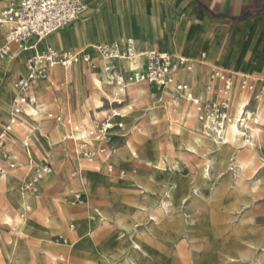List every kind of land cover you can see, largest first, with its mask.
<instances>
[{
	"label": "rangeland",
	"instance_id": "1",
	"mask_svg": "<svg viewBox=\"0 0 264 264\" xmlns=\"http://www.w3.org/2000/svg\"><path fill=\"white\" fill-rule=\"evenodd\" d=\"M3 2L0 11L8 8ZM8 35L0 26L1 55L10 41ZM128 37L146 48L141 34ZM84 42L76 51L47 48L92 52L94 46ZM9 46V53L0 58V80L18 63L12 59L14 52L25 54L21 57L27 68L33 56L19 51L15 43ZM43 46L36 47L37 53ZM89 55L90 66L84 62L67 69L57 66L33 84L34 104L20 116L12 133L16 140L8 137L6 129L3 132L11 140L6 149L19 167L0 181V264H264L263 157L240 142L229 151L227 164L212 167L207 177L205 167L217 152L210 139L203 138L200 147L190 141L195 131L192 112L197 113L200 131L212 133L204 128V105L215 100L208 94L223 83L209 77L202 84L205 96L197 97L192 87L196 84L179 78L197 70L190 63L167 88L134 84L119 94L122 105L113 104L114 87L122 86H98L94 75L101 59ZM7 59L12 61L6 63ZM29 74L28 70L25 79L15 77L7 86L10 101L1 99L7 91L0 90L2 115L11 114L20 94L16 85ZM125 77L128 85L133 83ZM242 80L240 76L232 83L228 95L221 94L229 99L230 119L240 104L248 103V110L256 112L263 99L256 87L242 90ZM178 85L188 89L178 91ZM31 109L37 117L30 116ZM113 111L119 116L113 117ZM109 119L113 127L106 131ZM76 127L86 130L90 139H73ZM96 137L101 139L95 141ZM25 144L31 149L25 150ZM83 145L94 157L83 155ZM27 156L37 162L30 163ZM0 157V163L7 165L1 151ZM235 162L246 163L243 171ZM89 164H98L99 169ZM43 165L51 171L39 178ZM64 212L68 216L61 222ZM133 240L141 247L137 253L131 248ZM121 250L125 253L119 256Z\"/></svg>",
	"mask_w": 264,
	"mask_h": 264
},
{
	"label": "crops",
	"instance_id": "2",
	"mask_svg": "<svg viewBox=\"0 0 264 264\" xmlns=\"http://www.w3.org/2000/svg\"><path fill=\"white\" fill-rule=\"evenodd\" d=\"M20 2L21 0H4L3 4L10 7L19 5ZM84 2L87 4V9L80 23L51 35L41 43H37V40L33 38L28 42L27 50L20 48L19 51L32 52L34 56L37 52L36 47L44 43L45 46L41 52L48 45L53 46L54 44L59 45L58 47L61 46L59 49H80L85 39L91 40L94 47L110 45L115 42L124 46L127 40L132 39L140 54L155 50L175 57L186 58L189 63H192L197 70L192 67V70L194 69L192 73L188 69V73H191L189 77L179 78L190 84L192 82L196 84L192 87H194L197 97L200 96L202 84L206 83L209 77L210 80H213L215 72H224L232 76L233 82H237L240 76L250 78L254 82L257 92L263 96L262 112L264 113V0H84ZM6 9L0 11V17ZM118 28L124 35L122 41H119L116 36L119 33ZM128 34H141L143 37L141 43L146 48L144 49L136 39L128 37ZM105 39L107 42L103 43ZM76 44L78 48H75ZM94 47V52L90 50L85 52L96 56ZM14 53L16 55L11 52L14 60L18 59V63H13L5 79L0 80V82L5 81L4 84H0V90L3 87L6 89L7 95L1 97L6 102L10 101L9 97L11 96L7 86L13 82L15 77L20 76L25 79L28 76V68L21 57L25 54ZM142 63L144 68L141 71H143L148 64L147 59L143 56L128 62H116V65L123 70V74L126 76L137 70L133 68V65ZM100 67L101 65L98 69ZM0 75H2L1 68ZM176 76L178 75L176 74ZM109 85H112L110 81ZM219 87L221 86L216 85L214 90L208 94L209 99L216 97ZM119 89L122 94L126 93V89ZM234 93L238 95V90L235 89ZM123 102L124 100H121L113 104L122 105ZM0 105H3L1 101ZM27 112L28 110L21 115H25ZM12 114L13 110L11 114L2 115L0 109V136L9 124ZM262 122L264 123V119ZM19 123L20 119L13 127V131L9 133H13ZM76 130L78 133H74L73 139L78 141V136L86 130H79V127ZM9 143L11 140L7 137V145ZM25 146V150L31 149L29 144ZM27 157L30 163L37 162L35 158L32 162L31 158ZM0 165L7 167L1 163ZM6 177L0 181L5 180ZM14 191L15 189L12 188L11 192ZM119 253L121 256L125 250H121Z\"/></svg>",
	"mask_w": 264,
	"mask_h": 264
},
{
	"label": "built area",
	"instance_id": "3",
	"mask_svg": "<svg viewBox=\"0 0 264 264\" xmlns=\"http://www.w3.org/2000/svg\"><path fill=\"white\" fill-rule=\"evenodd\" d=\"M87 9V4L84 0H23L19 5L7 8L0 19V26L5 23L9 24L11 30L9 32L10 41L4 46V53L10 51V44L15 43L23 50H27L28 42L37 38L44 40L52 34L63 30L77 22ZM99 58L106 60V70L109 73V79L113 84L127 88V79L124 76L123 70L117 67L116 62L121 60H130L135 58L136 50L132 42L125 46H120L118 42L108 46L99 45L96 48ZM0 51V58L3 57ZM149 64L146 71L139 70L132 71L129 79L135 84L148 83L158 87H166L174 82V77L177 72L183 67H189L190 63L186 58L175 57L168 53H161L155 50L146 54ZM91 56L88 52H79L72 54L70 52H59L58 50L49 47L42 54H35L30 58L28 67L31 70L29 79L20 80L17 86L20 89L18 100L15 102L13 114L10 122L6 127V132H12L13 127L17 124L19 116L23 114L24 109L31 103H34L30 98V93L33 84L45 78L50 69L57 66L70 68L74 64L84 62L90 66ZM121 74L122 77H118ZM219 79L223 83V87L218 88L215 100L210 101L209 104L204 105V116L202 120L205 125L204 128L210 132L213 129L222 128L229 118V99L221 98V94L228 95L232 88L233 78L224 72H215L213 80ZM242 90H254V82L248 77H243ZM178 91L185 92L187 86L178 85ZM196 104L199 102L196 101ZM251 112L252 115H255ZM27 145V144H26ZM87 147L83 145L82 153L87 158L94 157V153L84 149ZM7 148V136L3 133L0 136V151L5 160H7V167L0 165V179L5 178L9 171L18 169L17 160L12 156V152ZM49 171L51 169L46 168ZM37 179H32L36 182ZM27 189L29 185H26Z\"/></svg>",
	"mask_w": 264,
	"mask_h": 264
},
{
	"label": "bare ground",
	"instance_id": "4",
	"mask_svg": "<svg viewBox=\"0 0 264 264\" xmlns=\"http://www.w3.org/2000/svg\"><path fill=\"white\" fill-rule=\"evenodd\" d=\"M23 0H21V2H22ZM20 2V3H21ZM12 6H14V5H12ZM11 7V6H10ZM10 7H8V8H10ZM4 12V11H3ZM89 13V12H88ZM87 13V14H88ZM3 14V13H2ZM2 16V15H1ZM0 19H2V18H0ZM1 27H3V28H5L6 30H8V34H9V32H10V30H11V28H10V26H9V24H7V23H5L3 26H1ZM120 28V27H119ZM118 28V31L120 30ZM64 29H66V28H64ZM57 33V32H56ZM55 34V33H54ZM70 34V33H69ZM88 34V33H87ZM53 35V34H52ZM117 36V39L119 40V41H122L123 40V38H124V35L123 34H121V31H119V33H118V35H116ZM127 36V35H126ZM132 36V35H131ZM136 36V35H135ZM142 36V35H141ZM50 37V36H49ZM49 37H47V38H49ZM8 38H10L9 37V35H8ZM46 38V39H47ZM34 39H36L37 40V43H41V42H43L44 40H38L37 38H34ZM32 40V39H31ZM141 40V39H140ZM86 41H87V44H88V46H91V45H93V42L91 41V40H89V39H86ZM107 41H106V39L105 40H103V43H106ZM129 42H132L133 44H134V48H135V50H136V56H135V58H133V59H130V60H121V61H119L118 63H120V62H128V61H132V60H135L136 58H139V57H141V56H143V57H145L146 59H147V61H148V58H147V56H146V54L147 53H145V54H140L138 51H137V49H136V46H135V42L132 40V39H129V40H127V42L125 43V45L127 44V43H129ZM84 44H85V42H84ZM55 45V44H54ZM120 45V44H119ZM124 45V46H125ZM55 46H59V45H55ZM62 46H64V45H62ZM102 46H108V45H102ZM120 46H122V45H120ZM61 47V46H60ZM86 47V46H85ZM84 47V48H85ZM123 47V46H122ZM78 48V47H77ZM96 48H97V46L96 47H94V49H95V51H96V53H97V56L99 57V54H98V52H97V50H96ZM86 50V49H85ZM45 51V50H44ZM44 51H42V52H44ZM76 51V50H75ZM39 52V51H38ZM42 52H40V53H37L36 52V54H42ZM77 52H79V51H77ZM9 53V51H7L6 52V54L5 55H7ZM4 55V56H5ZM12 59H14V57H12ZM12 60L11 59H7V61H6V63H10ZM101 67H100V69H98L97 70V74L96 75H94V80H95V82H96V84L98 85V86H100L101 88H102V86L104 85V84H109V81H110V79H109V73L107 72V70H106V66H107V61L106 60H102L101 59ZM142 61V60H141ZM104 63H105V66L103 67V65H104ZM148 64H149V61H148ZM148 64H147V67H148ZM190 67V66H189ZM188 67V68H189ZM133 68L134 69H137V70H139V71H141L143 68H144V64L142 63V64H138V65H133ZM147 69V68H146ZM146 69L145 70H143V71H141V72H144V71H146ZM28 70L30 71V74H31V70L29 69V67H28ZM107 74H106V73ZM30 74H29V77H30ZM131 74H132V72L130 73V74H128V77L130 78L131 77ZM108 75V76H107ZM185 76L186 75H184V78H185ZM29 79V78H28ZM109 79V80H108ZM110 83L111 84H113L111 81H110ZM135 83H132V84H130V85H128V87L129 86H131V85H134ZM16 87H17V85H16ZM167 87V86H166ZM119 88H121L122 90H125L126 88H123V87H119ZM119 88H117V87H114V92H115V100L112 102V103H114V102H117V101H121L120 100V98H119V94L121 93V90L119 89ZM162 88H164V87H162ZM187 89H188V86H187ZM178 90V89H177ZM235 94V93H234ZM205 96V93H204V91L203 90H201V93H200V98H203ZM189 98L190 99H192L193 98V95H189ZM33 102H34V100H32ZM196 101H198V100H196ZM177 103H178V101H176ZM182 102V101H181ZM34 104V103H33ZM101 104V106H103L104 104H102V102L100 103ZM10 105V104H9ZM28 106H30V105H28ZM248 106H249V104L248 103H243V104H240V106L238 107V110H237V114L235 115V117L233 118V119H230V121H228L222 128H217V129H213L214 130V132H212V133H208L207 132V135H205L202 131H200V129H199V120L197 119V113L196 112H192L191 113V116H192V119H191V122H190V124H191V126H193L194 127V129H195V131H194V133L191 135V139H190V141H191V143H194L195 145H197V146H203L204 145V139H210V141L212 142V144H213V150H215L217 153V155H216V158L214 159V161H212V160H209V162H208V164L206 165V167H205V174L207 175V177H211V175H210V169L213 167V169H216L217 167H218V165L220 164L221 165V167L222 166H224L225 164H227V161L229 160L228 159V155H229V151H231V150H233V148H235V147H237L238 145H239V143L241 142V144H242V146L243 147H246V146H250L252 149H254L253 151H255L257 154H259L260 156H262L263 157V162H264V144L261 142V139H262V137H263V135H264V123L262 122V120L264 119V113L262 112V109H263V103L261 102V103H259V105H258V107H257V113L255 112V117H253V115L251 114V112L248 110ZM11 107V106H10ZM14 109V107H11V109ZM26 108L24 109V112L23 113H25L26 112ZM29 112H31V114H30V116H38V114L32 109V110H29ZM113 113H114V116L113 117H117V116H119L118 114H116V111H113ZM248 121H251V123L250 122H248ZM194 122H196V124H194ZM195 125V126H194ZM205 125H209V124H206V123H204V126ZM113 127V123H112V120L111 119H109L107 122H106V124H105V128H106V131H108L109 130V128H112ZM77 128V127H76ZM78 131V130H77ZM84 132V131H83ZM84 133H85V135H84ZM83 134H81V135H79L78 137H79V140H89L90 138L87 136V131H85ZM225 134V135H224ZM7 135H8V137L9 138H11L12 140H16L15 138H14V136L12 135V133H7ZM204 138V139H203ZM101 139V137H96L94 140L95 141H98V140H100ZM78 140V139H77ZM78 140V141H79ZM256 144H257V146H256ZM26 145V144H25ZM246 154H247V152H246ZM252 156V155H251ZM233 159L231 158L230 159V161L229 162H231ZM228 162V163H229ZM236 164H237V166H236ZM244 164H246V163H241V162H235L234 163V165L236 166V168H238L240 171L242 170L243 171V167H244ZM43 168V170H41V174H39L38 175V177L39 178H43V177H45L44 175H46V173H48L49 172V170L48 169H46L45 167H44V165L42 166ZM88 167H90V168H92V167H94V168H98L99 167V165L98 164H94V165H92V164H89L88 165ZM112 169V168H111ZM240 174V173H239ZM8 179V178H7ZM6 180V179H5ZM5 183V182H4ZM6 184V183H5ZM30 187V186H29ZM29 187H28V189H29ZM67 216H68V213L67 212H64V213H62V215L60 214V219H59V221L61 220V222L63 221V218L65 217V218H67ZM7 219L8 220H12L9 216L7 217ZM131 248H132V250H133V252H135V253H137V251H140L141 250V247H140V245L137 243V242H135L134 240H133V242H132V246H131ZM131 251V250H130ZM129 251V252H130ZM129 255V254H128ZM131 255V254H130ZM134 259L135 258H131L130 257V261L131 262H133L134 261ZM133 264H136V261H135V263H133Z\"/></svg>",
	"mask_w": 264,
	"mask_h": 264
}]
</instances>
